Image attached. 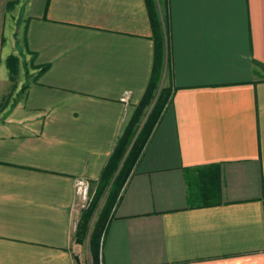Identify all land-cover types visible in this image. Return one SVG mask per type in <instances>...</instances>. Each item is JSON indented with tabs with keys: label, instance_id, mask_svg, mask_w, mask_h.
I'll use <instances>...</instances> for the list:
<instances>
[{
	"label": "crops",
	"instance_id": "obj_1",
	"mask_svg": "<svg viewBox=\"0 0 264 264\" xmlns=\"http://www.w3.org/2000/svg\"><path fill=\"white\" fill-rule=\"evenodd\" d=\"M168 18L170 100L99 262L264 264V0H168ZM14 54L29 66L17 84ZM154 64L146 0H0V108L17 100L0 124V264L85 263L76 181L96 188L125 161Z\"/></svg>",
	"mask_w": 264,
	"mask_h": 264
},
{
	"label": "trees",
	"instance_id": "obj_2",
	"mask_svg": "<svg viewBox=\"0 0 264 264\" xmlns=\"http://www.w3.org/2000/svg\"><path fill=\"white\" fill-rule=\"evenodd\" d=\"M146 2L153 27V38L155 42V64L147 93L137 106L134 116L129 121L128 127L124 133V140H122L124 143V152L127 150V144L132 142V146L124 162V165H126L125 167L123 166L124 168L120 171L119 175H121V173L122 175L119 176L118 179L116 178L109 187H103L102 190H100V186L104 183L106 177L102 178L104 181L99 184V187L96 190L97 196L93 201H91L90 205L84 209V213L77 230L79 242H83L87 234L91 233L90 252L93 257L94 264H100L99 250L102 234L109 212L116 201L117 191L123 182L125 170L128 169V165L133 156L139 152L143 142H145L147 139L152 126L156 123L157 118L160 116L161 112L164 110L165 106L170 100V90L168 88L161 87L162 75L166 69H169L170 58L168 0H146ZM160 5L164 7L163 11H161ZM150 106L151 110L146 112V109ZM146 114V120L142 124L141 130L136 136L138 129L141 126L140 124L142 117ZM110 165L108 166V169L110 168ZM103 197H105L103 209L101 210L98 219L95 221L92 231H90L95 210L98 208V204Z\"/></svg>",
	"mask_w": 264,
	"mask_h": 264
},
{
	"label": "rangeland",
	"instance_id": "obj_3",
	"mask_svg": "<svg viewBox=\"0 0 264 264\" xmlns=\"http://www.w3.org/2000/svg\"><path fill=\"white\" fill-rule=\"evenodd\" d=\"M161 9L163 10V7ZM10 58H12V64L14 66L13 69L15 70V71L12 70L11 75L14 76V78H12L11 81L13 83V82H15V79H16V81H17L16 84H17L19 82V80L25 79V75L27 76V69L29 67L28 62L26 60H24L20 54L19 55L14 54ZM14 91H15V88L12 89V92H10L11 94L8 97H5L6 96L5 95L4 96L5 98H3L4 103L2 104V107L0 108V124L5 122V120L8 118V114L14 109V107L16 105L17 100L15 98H12V96L14 95ZM13 99L15 100L14 103H13V101H14ZM150 110H151V106L146 109V112H148ZM144 121H145V115L142 117L140 125H142V123ZM124 162H125L124 160L123 161L118 160V161H113L111 163L110 168L107 171L105 181L100 186V190H102L103 187H106V188H107V186L109 187L112 184V182L115 181L116 178L118 179V177L122 175V173H121V175H119V174H120V171L126 165V164L124 165ZM98 187H99V184L96 185V188L91 187V189H90V194L92 197L91 201H93L95 199V197L97 196L96 190ZM104 201H105V197L102 198V200L98 204V208L95 210L93 220H92L91 226H90V231H92L93 225H94L95 221L98 219V216L100 215L101 210L103 209V206L105 203ZM90 235H91V233H88L86 238L84 239V241L81 242L82 244L85 243L84 244L85 248L81 252L82 258H83V260H85L84 264H94L91 252L90 253L88 252V247L90 248ZM99 252H100V250H99Z\"/></svg>",
	"mask_w": 264,
	"mask_h": 264
},
{
	"label": "built area",
	"instance_id": "obj_4",
	"mask_svg": "<svg viewBox=\"0 0 264 264\" xmlns=\"http://www.w3.org/2000/svg\"><path fill=\"white\" fill-rule=\"evenodd\" d=\"M131 96V91H126L122 96V100L129 102ZM91 184L85 178H79L76 181V192L79 199V204L82 209H86L91 203V194H90Z\"/></svg>",
	"mask_w": 264,
	"mask_h": 264
}]
</instances>
